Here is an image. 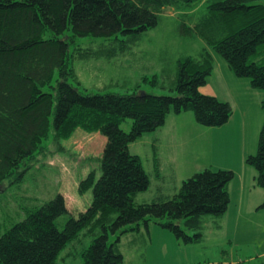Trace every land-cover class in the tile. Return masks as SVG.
Returning <instances> with one entry per match:
<instances>
[{
    "label": "trees",
    "instance_id": "trees-1",
    "mask_svg": "<svg viewBox=\"0 0 264 264\" xmlns=\"http://www.w3.org/2000/svg\"><path fill=\"white\" fill-rule=\"evenodd\" d=\"M201 2L204 12L191 16L190 26L182 24L183 33L195 34L210 49L196 58L179 59L173 80L140 78L169 95L139 91V83L123 94L88 93L80 87L68 62L77 38H101L104 43L99 47L107 43L115 51L116 45L134 43L138 35L157 26L164 9L173 8L188 19L186 11ZM210 50L234 75L248 78L251 87L262 92L264 110L260 0H0V187L12 176L16 181L22 178L48 150L50 143L42 145L47 140L61 149L60 142L76 129L99 132L105 138L99 175L93 169L78 184L80 193L91 189L85 211L70 217L62 229L56 225L57 218L67 213L61 194L25 211L26 216L0 236V264H57L60 252L88 225L100 229L81 251L82 264H122L120 237L163 218L167 222L159 225L177 238L186 243L201 240L202 218L227 211L233 171L202 169L171 197L136 204L133 198L147 189L149 178L128 147L163 126L171 112L191 111L202 126L228 122L232 115L228 102L199 91L213 69ZM126 119L131 125L123 131L120 125ZM245 163L255 170L254 184L264 189V119L256 153ZM257 209H264V202ZM181 222L194 231L193 236L180 228Z\"/></svg>",
    "mask_w": 264,
    "mask_h": 264
},
{
    "label": "rangeland",
    "instance_id": "rangeland-1",
    "mask_svg": "<svg viewBox=\"0 0 264 264\" xmlns=\"http://www.w3.org/2000/svg\"><path fill=\"white\" fill-rule=\"evenodd\" d=\"M204 9L205 2L197 4L186 11L188 19L173 8L164 9L157 26L138 35L134 43L116 45L115 51L107 43L99 47L104 43L101 38H77L70 48L73 58L68 60L69 66L73 67L80 87L88 93H131L139 83V91L169 95L168 90L143 83L140 78L155 76L158 81L173 80L179 59L196 58L203 49H210L195 34L183 33L184 26H190V17L202 15ZM210 51L213 69L199 91L229 102L230 121L219 127H208L198 124L191 111L171 112L163 126L130 143L129 152L140 158L149 178L147 189L138 192L133 201L143 204L157 198L167 199L178 191L184 180L202 169L217 171L232 167L234 177L228 184L227 211L221 216L202 218V237L198 242L186 243L163 228L159 224L167 222L165 218L157 221L159 224L149 222L146 229L141 225L139 233L123 234L118 244L122 264H264V259L256 256L264 251V209L255 208L264 202V189L252 180L249 193L247 181L255 170L245 163L246 157L255 155L257 150L264 119L262 92L251 87L248 78L234 75ZM260 60L263 64L264 53ZM130 125L131 120L126 119L120 128L128 131ZM48 143L46 153L36 159L20 180L12 176L0 187V236L22 220L25 211L38 208L57 194L63 196L67 208V213L56 220L58 229L90 204L91 189L80 193L78 184L93 169L99 175L105 138L99 132L76 129L69 139L60 142L61 149L50 140L42 145ZM180 228L193 236L194 231L186 230L182 222ZM95 229L92 225L83 228L60 252L57 264H82L80 253L100 228Z\"/></svg>",
    "mask_w": 264,
    "mask_h": 264
},
{
    "label": "crops",
    "instance_id": "crops-1",
    "mask_svg": "<svg viewBox=\"0 0 264 264\" xmlns=\"http://www.w3.org/2000/svg\"><path fill=\"white\" fill-rule=\"evenodd\" d=\"M228 104H229V102H228ZM231 119V118H230ZM230 119H229V121H230ZM226 169H229V170H234L232 167H227ZM234 172V171H233ZM254 176H255V174H251L250 176H249V179H248V181H247V184H248V188H249V186H250V184H252V180H253V178H254ZM251 178V179H250ZM251 191L252 190H250V188H249V193H251ZM230 196V195H229ZM256 206V205H255ZM256 209H257V206L255 207ZM137 233H139V232H137ZM247 236H249V235H247ZM246 237V236H245ZM259 241H260V239H259ZM257 258H260V259H264V251H262L261 253H258L257 255ZM249 259V260H251L253 257H245V259Z\"/></svg>",
    "mask_w": 264,
    "mask_h": 264
},
{
    "label": "water",
    "instance_id": "water-1",
    "mask_svg": "<svg viewBox=\"0 0 264 264\" xmlns=\"http://www.w3.org/2000/svg\"><path fill=\"white\" fill-rule=\"evenodd\" d=\"M140 94V92L139 93H137V95H139Z\"/></svg>",
    "mask_w": 264,
    "mask_h": 264
}]
</instances>
